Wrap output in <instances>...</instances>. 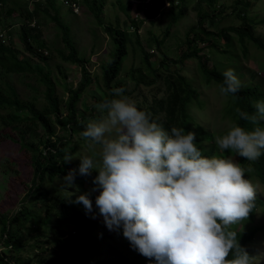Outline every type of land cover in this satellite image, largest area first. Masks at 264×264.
Instances as JSON below:
<instances>
[{"label": "rangeland", "instance_id": "obj_1", "mask_svg": "<svg viewBox=\"0 0 264 264\" xmlns=\"http://www.w3.org/2000/svg\"><path fill=\"white\" fill-rule=\"evenodd\" d=\"M17 1L16 5L6 6L14 9L8 16L4 14L6 7L1 6L0 45L17 51L19 60L27 59L33 68L40 71L9 75L0 72V84L3 87L14 86L22 101L33 103L38 111L49 118L47 122L52 132L48 133L34 120L24 119L29 117L28 109H15L6 104L0 106V213L10 217L18 207H24L31 215L43 219L36 222L29 217L23 225H16L15 245L19 249H1L4 245L0 242L2 259L6 264H157L154 258H146L135 251L123 237L122 229L109 231L95 205L93 212L88 214L82 204L73 206L75 196L68 198L73 189L63 186V175L46 174L34 184V153L25 143L39 146L45 151L39 140L58 138V161L51 164L60 165L61 158L69 151L75 158L68 162L67 171L78 170L79 157L100 151L99 146L90 148V142L82 138L81 133L88 120L101 119L103 114L94 105L101 102L104 93L111 99L116 98L113 89L121 88L123 95L143 107H147L154 97L166 107L172 91L180 90L182 95V88H187V85H182L183 78L189 86L185 94L194 89L199 101L195 104L188 99L185 108L191 117L188 132L195 133L196 126L202 132L195 133L194 141L202 155L213 156L202 150L212 144L214 156L233 158L243 167V158L230 150L221 152L214 143V137L226 134L232 123L239 125L235 98L221 95L218 83L212 79L206 84V76L199 65H213L222 72L234 70L241 88L258 87L261 94L259 101H264V52L246 37H237L232 32L243 26V20L234 11L240 10L251 25L253 22V33L264 40V26L258 24L264 16V0H250L247 6H242L245 0H216L221 4L220 13L210 11L212 8H208L205 0H103L100 14L104 23L102 26L89 8L92 2L100 0H65L69 4H79L78 14L67 4L54 0L59 16L70 28L69 34L78 55L84 57L85 62L80 65L63 59L68 50L61 41V30L49 17L53 11L48 8L47 13L43 12L38 3L41 0ZM23 1H26L25 5L21 4ZM35 3L36 13L27 17L21 6L31 10ZM148 4L149 7L140 8ZM154 7L156 12L153 15ZM198 11L206 16L200 18L195 29ZM25 25L31 29L27 43L21 37ZM108 27L124 33L123 41L120 34L112 39L106 29ZM191 28L194 31L188 34L189 45L186 46V34ZM225 29L232 38L231 47H226L225 40L217 36L218 31ZM207 42L214 43L216 48H208ZM27 45L37 55L26 51ZM119 47L123 48L125 55L116 66L113 61L119 58ZM241 47H246V53ZM187 48H201V51L197 52V58L181 59L182 52ZM45 74L53 83L52 97L56 101L53 107L46 96L42 78ZM85 74L89 78L88 83L78 96L69 100L70 90H78L79 84L85 80ZM138 79L150 82L144 84L139 80L136 84ZM143 101L145 105H142ZM69 110L74 112L78 125L76 131L71 129L70 122L63 126L58 121L64 119ZM9 117L18 119L9 122ZM81 121L85 123L81 124ZM261 123L264 126V121ZM94 160L99 166V158L95 157ZM254 180L259 183L256 178ZM75 185L79 189L77 195L89 192L94 187L90 178L83 177L77 178ZM95 193L99 194V189L91 192L90 197H94ZM259 193L264 195L261 187ZM256 206L258 215L260 208L257 203ZM251 218L250 213L246 221H251ZM46 220L48 222L43 224ZM263 235L264 232H261L253 245H247L260 255L259 264H264Z\"/></svg>", "mask_w": 264, "mask_h": 264}, {"label": "clouds", "instance_id": "obj_2", "mask_svg": "<svg viewBox=\"0 0 264 264\" xmlns=\"http://www.w3.org/2000/svg\"><path fill=\"white\" fill-rule=\"evenodd\" d=\"M222 76L217 85L220 94L235 96L241 82L234 70L227 69ZM113 92L116 98L94 105L103 114L101 119L88 120L81 133L90 148L99 146L100 151L79 157L78 170L67 171L62 184L73 189L67 190L68 198L75 196L72 202L92 213L90 195L99 189L95 207L107 229H122L130 246L157 264H253L255 257L249 256L231 229L246 221L256 207V188L245 178L253 169L241 167L233 158L203 156L188 127L165 130L123 95V89ZM190 101L199 103L195 94ZM254 107V114L236 109L253 130L232 123L226 134L214 137L221 152L230 150L244 164L264 154V127L259 126L264 121V101ZM159 115L165 119L164 110ZM73 158L66 151L63 160ZM91 171L98 172L93 179L88 177ZM79 177L90 178L94 187L77 195ZM2 238L1 249H10Z\"/></svg>", "mask_w": 264, "mask_h": 264}, {"label": "trees", "instance_id": "obj_3", "mask_svg": "<svg viewBox=\"0 0 264 264\" xmlns=\"http://www.w3.org/2000/svg\"><path fill=\"white\" fill-rule=\"evenodd\" d=\"M17 2H18L17 0H0V14L2 10V7H1L2 5L5 8L6 6H9V5H13V4L16 5ZM86 2H88V0H86ZM103 2H104L103 0H100L99 2H92L89 6L90 11L94 15V17H96L97 23L101 26L104 24L100 16L102 7L104 5ZM205 2L206 4L209 5L208 8H212V10L210 11L219 12V13L222 11L221 4L216 3V0H205ZM38 3L40 4V7L42 8L43 12L47 13L48 8L53 11L52 14L49 15V17L51 18V21L53 23H56L57 27L61 30V33H62L61 41L63 43L65 50L66 49L68 50V54L66 56L63 55V59L67 62H70L71 64H76V65H80L84 63L85 62L84 57H80L78 55V50L75 47L72 41V38L70 37V34H69L70 28L62 21V18L59 16L58 10L56 8V3H54V0H41ZM237 3H235L234 5L236 6ZM21 4L25 5L26 1H23ZM35 5L36 3L34 4V7L31 10H27L26 8H23L24 6H21V10L25 15H27V17H30L32 14L36 13L37 9L35 8ZM247 5H250V0H245V2L242 4V6H247ZM145 7L146 8L149 7V4L140 6V8H143V9H145ZM155 8L156 7L153 8V15L156 12ZM12 11H14L13 8L6 7L4 14L8 16ZM234 11H237V10H234ZM237 14L241 18V20H243L244 23H242L243 25L241 26L242 28L234 29L232 32H234L237 35V37L238 35H240L241 37H246L248 40L251 41V44H254L255 46H257L264 52V42H263L264 40L253 33L255 31V28L253 27L254 26L253 22H252V25H253L252 26L250 24V21H247V17H245V15L241 13V11L238 12ZM216 15L217 14H214V16ZM205 16L206 14L199 13L197 20H196V24H195V29H197V25H198L200 18L205 17ZM32 20L33 18H31L30 21ZM131 23L133 26L135 25L134 22H131ZM258 24L264 26V16L260 18ZM26 26L27 25H25V27L23 28L22 34H21L22 40L25 43H27V39L29 38V33L31 31V29H27ZM106 29L108 33L111 35L112 39H115V36H117V34H120L121 40L123 41L124 36H125L124 33H122L121 31L118 32L114 29L111 30V28L109 27ZM193 31L194 29L191 28L186 34V39H185L186 46L189 45L187 41V36ZM227 31L228 29L218 31L217 36H220L222 39L225 40L226 47H231L233 46V45L230 46V44L232 43V40H231V37H229L226 34ZM204 34L209 35V33H204ZM121 40H119V43H121ZM201 42L203 43L205 41L201 40ZM206 46L208 48H216L217 45L211 42L209 43L207 42ZM241 48L243 52L246 53L247 51L246 47H241ZM25 50L31 52V54L37 55L36 52L31 50L28 45L25 46ZM199 50L200 49L198 48L195 50L194 49L189 50L187 48L185 52H182L181 59L189 58V57L197 58L196 54L197 52H199ZM224 51L225 50H223V52ZM118 52H119L118 60L113 61V64L116 66L120 63L121 59L125 55L122 47H119ZM39 59H40V56H39ZM178 62H181V61L179 60ZM199 67L201 71L206 75V79H204V82L206 84H208L210 79L217 82L218 85L222 83L223 81L222 71H219L213 65L205 67L204 64H200ZM34 70L40 71V69L33 68L27 59L19 60L17 58V51L0 45V72L1 73L5 75L24 74L27 72H33ZM42 78L46 86V96L51 101V106L53 107V104H56V101H54V98L52 97L53 83L49 81L47 74L43 75ZM84 79L85 80L82 81L77 87L78 88L77 91L70 90L69 100L78 96L79 91L88 83L89 78L88 76H86V74L84 76ZM139 80L142 81L141 79H138L136 81V84ZM142 82L144 84H148L150 81H142ZM181 82L183 86L187 85V88L185 87L182 88L184 90L182 95H180L182 93L180 92V90L172 91L168 99V103L166 107L162 106L161 101L156 100L155 97L153 98V100H151L150 104L147 107L141 106L140 103H135L136 107L139 110H142L145 113H147L149 115L150 120L155 121L156 123L161 125L165 130H170V128L173 126L186 129L187 127H189V120L191 119V117H189V115L186 112L185 102L188 99H191V97L194 94L196 95V92L193 90L185 94V90L187 91L189 89V86L188 84L185 83L183 78H181ZM234 98H235V104L237 108L249 114H254L256 111L254 105L257 101L261 99V94L258 91V87L245 86L243 88H240V91L234 96ZM101 99H102L101 100L102 102L104 99H111V97L104 93V96ZM142 103H143L142 105H145L144 101ZM3 104L14 106L15 109H24V108L28 109L30 113L29 117L27 118L24 117V119H27L30 121L34 120L35 122L41 124L48 133L52 132V129L50 128L51 125H49V123L47 122V119L49 120V118H46L45 115L42 114L41 111H38L33 106L34 105L33 103H27V102L22 101L18 97V93L16 89L14 88V86L12 87L9 85V86L3 87L0 84V106ZM54 108H57V106H54ZM163 109H165L164 110L165 119L162 120L160 118L159 112ZM17 119L18 118L9 117V122H15L17 121ZM58 121L63 126L67 125V123L70 122L71 123L70 127L73 131H76V129H78V125H76L77 121L75 119V115L72 110H69L68 114L66 115L64 119H59ZM237 121H239L238 122L239 126L244 127L246 130H253L254 126L250 122L241 119L238 115H237ZM259 126L264 127L262 123H260ZM194 130H195V133L200 132V134H202V132L199 131L198 126H196ZM53 138L54 139H52L51 137V140L50 139L39 140L41 146H43L46 149L45 151H42V148H40L39 146L25 143V145L30 148L31 152L34 153L32 155V159L34 163V179H33L34 184H36L39 180H42L44 175L46 174L48 175L61 174L63 176L67 175V170H68L69 165H68V162H65L63 160V157L60 160V165L53 166L51 164V162L53 161H58L57 156H59V150L57 146L58 138L56 137H53ZM211 145L212 144H210L207 149L202 148V150H203V153L213 154L214 156L215 150L212 148ZM51 148H53V150ZM54 157H57V158H54ZM245 167L246 168L251 167L253 169L252 172L245 173V178L249 179L256 188L257 193H256L255 202L260 208V211L258 215H256V209H257V206H256L253 209V212L251 213V217H252L251 221H246V222L243 221L240 224L232 225L231 229L238 233V242L247 251L249 256L255 257L254 263L259 264L260 255H257L252 250L251 246H247V243L252 242L254 237L257 238V236L261 234V232H264V195H260L259 193L260 187H261V190L264 191V154H262L257 160L252 161L251 164H245ZM94 175H98V172L91 171V175L88 177L93 179L95 177ZM255 178L257 179L259 183H257L254 180ZM95 197L96 195L94 196V200L91 199L93 205H95ZM75 205L76 203H74L73 206ZM75 212H78V211L75 209ZM76 215H78V213H76ZM29 217L34 218L36 222H40L43 220L39 216L31 215L30 211L26 210V208L24 207H18V209H16L10 217L4 216L3 213H0V235L3 236L2 242L4 244L11 245V247L19 249V247L15 245L16 243L15 242L16 241V227L15 226L23 225ZM48 220L51 222V216H49ZM48 220L43 221V224H46ZM83 226H85V224H83ZM228 258L231 259L233 257L230 254ZM99 259L102 260L103 258L99 257ZM93 261H90V262H93ZM0 264H6L2 258H0Z\"/></svg>", "mask_w": 264, "mask_h": 264}, {"label": "built area", "instance_id": "obj_4", "mask_svg": "<svg viewBox=\"0 0 264 264\" xmlns=\"http://www.w3.org/2000/svg\"><path fill=\"white\" fill-rule=\"evenodd\" d=\"M60 1L65 3V4H67L68 6H70L75 14H78L80 12V6H79V4L77 2H72V3L69 4L65 0H60Z\"/></svg>", "mask_w": 264, "mask_h": 264}]
</instances>
